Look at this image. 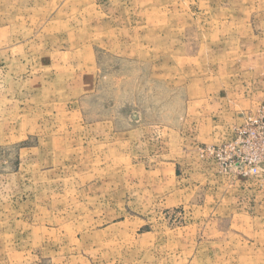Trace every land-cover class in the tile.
Returning <instances> with one entry per match:
<instances>
[{
  "label": "rangeland",
  "instance_id": "1",
  "mask_svg": "<svg viewBox=\"0 0 264 264\" xmlns=\"http://www.w3.org/2000/svg\"><path fill=\"white\" fill-rule=\"evenodd\" d=\"M240 84L263 103L184 142L231 183L264 171L210 153L264 133V0H0V264H264V199L165 205L174 171L148 156Z\"/></svg>",
  "mask_w": 264,
  "mask_h": 264
},
{
  "label": "crops",
  "instance_id": "2",
  "mask_svg": "<svg viewBox=\"0 0 264 264\" xmlns=\"http://www.w3.org/2000/svg\"><path fill=\"white\" fill-rule=\"evenodd\" d=\"M222 88L206 93V116L199 118L196 114L194 119L192 117L190 120H185L189 121L192 127L189 129L190 134L186 137L189 140L180 138V134L184 136L183 123L179 127H175L172 142L177 144L174 146V155H170L172 149L167 148L166 138H164V145L159 142L156 154L148 153L149 157L159 159L157 165L159 168L165 167L166 170L169 168L174 171L173 178L169 177V181L165 178L164 188L159 189V197L165 205L180 204L189 198L192 200L197 190L204 189L210 195L208 206H215V209L221 206L223 214L225 212L230 214L235 209L239 210L235 201L240 196L249 197L250 205L253 201L255 207H258L260 200L264 199V171L255 179L231 183L230 179L220 176L212 166L198 162L195 158V150L189 148V144H184V142L209 143L224 139L226 135L232 133L235 126L242 123L243 117L239 116V112L244 109L245 105L254 107L256 104L263 103L261 93L257 89L252 95H248L249 92L241 87V84L236 89L226 86ZM252 98L254 100H251ZM165 135L167 136V131ZM180 142L183 143L180 144ZM163 179V177L160 178L162 181ZM246 210L241 212L242 214L239 213L241 217H251L250 215L254 214Z\"/></svg>",
  "mask_w": 264,
  "mask_h": 264
},
{
  "label": "built area",
  "instance_id": "3",
  "mask_svg": "<svg viewBox=\"0 0 264 264\" xmlns=\"http://www.w3.org/2000/svg\"><path fill=\"white\" fill-rule=\"evenodd\" d=\"M250 122L251 124H257L256 120H250ZM258 129V132L251 129L238 131L234 141L211 148V155L220 158L225 154H232L240 159V164L243 166V168H240L242 175L255 174L257 171L255 164L264 156V133L262 128L259 127Z\"/></svg>",
  "mask_w": 264,
  "mask_h": 264
}]
</instances>
